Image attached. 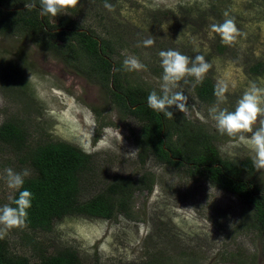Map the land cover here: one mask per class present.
<instances>
[{
    "label": "rangeland",
    "instance_id": "1",
    "mask_svg": "<svg viewBox=\"0 0 264 264\" xmlns=\"http://www.w3.org/2000/svg\"><path fill=\"white\" fill-rule=\"evenodd\" d=\"M105 2L80 0L76 8L49 15V20L57 24L68 17L78 28L91 29L114 47L112 61L123 65L127 56L137 57L147 70L129 72L123 67L131 85L144 83L159 94L163 75L159 53L173 49L193 58L205 56L212 64L205 77L214 85L218 80L229 84L227 102L221 105L229 111H234L250 82L264 87V0H107L114 11H108ZM225 12L244 34L231 46L210 31L213 23L224 21ZM148 38L155 43L146 48L142 41ZM80 60L87 68V56ZM257 63L262 69L254 74L250 68ZM188 80L177 89L189 97L185 117L218 136L214 143L220 155L253 159L248 145L216 131L209 117L216 99L199 100L194 78ZM12 117L22 121L32 138L43 133L92 153L103 182L116 174L136 179L143 171L155 178L149 193L134 190L131 217L70 216L56 221L50 232L32 233L49 251L70 245L83 264H148L160 259L161 264H236L238 257L246 259L243 264H264L262 239L244 226L251 213L239 197L153 156L140 163L130 131L138 133L139 124L120 114L99 82L39 49L28 34H0V123ZM6 168L32 174L30 166L0 143V174ZM250 179L264 191V170H256ZM96 189L90 187L84 195ZM13 193L0 179V206L9 204ZM26 229H11L3 238L9 239L14 252L30 255L31 242L19 238ZM230 253L237 256L231 259Z\"/></svg>",
    "mask_w": 264,
    "mask_h": 264
},
{
    "label": "trees",
    "instance_id": "2",
    "mask_svg": "<svg viewBox=\"0 0 264 264\" xmlns=\"http://www.w3.org/2000/svg\"><path fill=\"white\" fill-rule=\"evenodd\" d=\"M30 2L0 0V34H28L39 49L72 65L87 79L105 87L111 104L120 114L132 117L139 124L138 133L130 131L140 163L153 156L161 163L180 166L187 174L198 175L213 186L239 197L251 213L243 225L259 234L264 255V191L250 179L256 171L252 166L253 159L220 155L214 143L218 136L178 110L172 109L174 119H167L162 113L150 109L147 97L151 90L144 83L133 86L127 82L122 63L112 61L114 47L108 41L98 38L91 29H80L69 23L68 17L60 18L57 24L52 23L49 15L40 14L39 0H35L36 7L25 8ZM82 55L88 58L87 68L80 60ZM250 69L259 74L262 64L257 63ZM214 87L212 80L205 77L193 89L199 100L213 103L216 99ZM32 137L28 128L15 117L0 123L2 147L32 169L20 190L27 189L33 194L28 226L19 237L31 242L32 252L30 255L14 252L9 239L0 238V264H83L74 247L64 245L49 251L41 241L34 239L32 233L50 232L56 221L70 216L112 219L122 214L131 217L130 202L134 190L149 193L155 178L149 171H143L136 179L116 174L103 182L93 163L92 153L43 133L37 138ZM90 187L97 189L85 196L84 192ZM18 195L19 192L14 191L11 197L18 198ZM230 254L231 259L237 256ZM238 260L236 264L246 261L239 257Z\"/></svg>",
    "mask_w": 264,
    "mask_h": 264
},
{
    "label": "clouds",
    "instance_id": "3",
    "mask_svg": "<svg viewBox=\"0 0 264 264\" xmlns=\"http://www.w3.org/2000/svg\"><path fill=\"white\" fill-rule=\"evenodd\" d=\"M79 4L80 0H39V9L42 16L56 17L61 13L66 14L68 9L76 8ZM34 7L35 0L25 4V8ZM104 7L108 11L115 10L114 5L107 3V0ZM224 15L226 17L224 21L213 23L210 31L219 35L223 44L231 46L244 34L237 27L234 18H229L227 12ZM154 43L155 40L152 38L142 41L146 48L153 46ZM159 56L163 69L160 93L151 91L147 97V105L150 109L162 113L167 119H174L172 109L183 114L189 112V97L183 91L177 90L181 82L188 84L190 82L188 78L193 77L195 84L202 83L212 64L204 55L197 54L193 58L173 49L161 51ZM123 67L129 72L147 70L146 65L135 56H127L123 61ZM228 92L229 84L218 80L214 87L216 103L209 108V117L215 122L214 126L219 134L248 145L255 153L252 160L253 168L257 171L264 170V87L258 86L256 82H250L237 101L234 111L221 107L227 102ZM29 175L28 169L17 172L12 168L4 169L3 174H0V179L6 182L9 189L19 192L18 198H9L11 204L0 206V238L11 229H23L28 226V210L32 207L33 194L27 189H20ZM12 204L15 206H11Z\"/></svg>",
    "mask_w": 264,
    "mask_h": 264
}]
</instances>
